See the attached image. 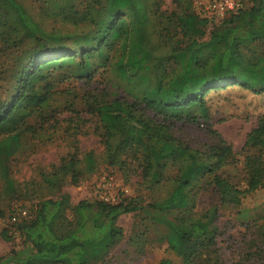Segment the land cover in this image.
I'll return each mask as SVG.
<instances>
[{
  "label": "trees",
  "instance_id": "trees-1",
  "mask_svg": "<svg viewBox=\"0 0 264 264\" xmlns=\"http://www.w3.org/2000/svg\"><path fill=\"white\" fill-rule=\"evenodd\" d=\"M2 1L15 9L18 20L14 26L16 39L20 43L17 52L11 54L12 63L0 69L1 80L4 82L0 85V175L8 190L13 186V181L9 178L13 171L9 157L22 146L21 139L47 130L44 121L51 115L45 116L49 111L45 110L49 103L46 79L51 68L76 66L70 75L75 79L90 81L94 74L92 71H102L108 63L94 64L91 57L105 56L107 59L106 51L115 48L121 51L120 55L116 60L110 61L109 65H112L117 75L126 82L132 81L136 75L144 80L147 77L139 71L148 68L150 50L145 44L146 13L140 0H97V17L86 6L79 19L90 25V30L69 36L73 46H54L52 41L59 42L63 36L39 28L15 0ZM195 3L196 0L193 10L184 12L179 21L191 34H201L199 26H205L208 22L215 24L209 32V40L226 44L221 63L224 68L228 67L227 77L220 80L231 78L235 84L256 93H264V54L249 56L246 53L251 44L264 42V0H245L243 7L228 12L219 19L201 15ZM192 44L173 54L179 70L169 77L154 81L139 97L137 103L144 111L150 110L154 115L168 120H180L183 118L182 114H185L184 118L187 117L191 122L208 121V107L204 95L213 86L205 89L206 82L197 80L196 71L203 64L193 51ZM232 55L255 68L256 76H246V81L240 82L242 78L234 75L230 68ZM124 91H130V88ZM90 98L92 100H87L86 109L101 125V141L109 164L115 163L112 155L118 144L113 142V138L118 135L106 121L108 114L135 124L147 136L159 137L167 143L174 141L168 133L156 131L147 116L140 117L136 114L137 103H127L117 97L110 104H106V101L92 104L94 98L89 96ZM194 109L198 114L192 112ZM33 117H37L39 122H30ZM67 120L85 121L77 110H72ZM203 121L200 122L201 125ZM208 131L216 134L211 128ZM135 144L130 142L121 150L142 149L140 141H135ZM185 149L189 160L178 168L172 178L174 186L163 198L144 203L138 198L130 197L110 203L99 200L92 194L91 199L83 198L72 205L69 204V196L61 193L55 198L41 199L31 206H13L9 211L11 231L9 234L3 232V236L8 240L14 236L19 237L21 244L18 248L11 247L7 253L0 255V264L104 262L111 249L124 238L118 217L125 213L140 216L128 240L141 250L146 245L150 248L156 243L165 245L180 258L182 264H195L201 250H206L209 254L205 264H224L215 249L216 238L220 233L216 223L218 204L195 211L196 194L200 188H211L218 203L236 204L240 194L264 187V120L260 119L246 134L239 150L234 151L232 145L221 138L205 150L198 151L189 146ZM251 149L257 151L253 156L248 153ZM240 154L244 156L246 164L244 187L234 183L226 171L227 166L239 162ZM134 155L146 162L144 169L149 166L147 154ZM94 159L92 151L85 152L82 158L85 166L90 169L94 167ZM78 160L81 159L69 156L67 162L64 159L50 173L41 174L42 181L46 185L52 184L60 170L67 166L73 170ZM158 177L161 178V174ZM77 180L72 172L70 181L75 183ZM200 180L203 183L201 187L197 185ZM20 208H25L27 215L16 216L13 220L12 216ZM239 213H244V210L240 209ZM259 240L264 244V231L259 233ZM155 264H172V261L161 258Z\"/></svg>",
  "mask_w": 264,
  "mask_h": 264
},
{
  "label": "rangeland",
  "instance_id": "rangeland-1",
  "mask_svg": "<svg viewBox=\"0 0 264 264\" xmlns=\"http://www.w3.org/2000/svg\"><path fill=\"white\" fill-rule=\"evenodd\" d=\"M140 1L146 13L144 33L150 58L147 61L148 68L140 70L139 73L145 75L146 79H139L136 75L130 82L122 80L112 69V65H109L110 61L116 60L120 55L121 51L115 48L106 51L107 59L105 56L91 57L94 64L108 63L102 71L94 69L90 81L75 79L70 75L76 66L50 69L46 79L49 86V91L46 92L49 103L45 110L49 111L45 116L51 115L44 121L47 130L36 133L33 137L26 136L21 139L22 146L9 157L13 170L9 176L13 181L11 188L6 190L4 179L0 175V255L7 253L11 247L18 248L21 244L19 237L14 236L8 240L3 236V232L9 234L11 231L9 211L13 206L21 204L31 206L41 199L55 198L61 193L69 196V204L72 205L83 198L91 199L95 182L108 174L115 179L120 200L135 197L145 203L163 198L174 186L172 178L178 168L189 160L185 151L186 146L198 151L205 150L221 138L231 144L236 151L242 147L246 134L260 119L264 120V93H256L235 84L231 78L220 80L227 77L228 67L224 68L221 63L226 44L209 40V32L215 24L208 22L205 26H199L201 34H191L179 21L184 12L193 10L195 0ZM15 2L21 5L39 28L63 36L59 42L52 41L54 46L60 44L73 46L69 36L90 30V25L79 19L86 6L95 17L98 16L96 14L98 7L95 6V3L98 4L97 0H15ZM17 20L15 9L0 0V69L12 63L11 54H15L20 45L16 39L17 32L14 26ZM190 43H193L192 49L203 64L196 71L197 80L206 82L205 89L213 86L204 95L208 107V121L191 122L187 117L184 118L185 114H182L183 118L180 120L173 118L168 120L160 115H154L150 110L144 111L137 103L139 97L153 85L154 81L169 77L179 70V64L174 61L173 54ZM249 48L246 50L249 56L264 54V42L253 43ZM229 64L232 65L230 68L233 69L234 75L242 78L240 82L246 81V76L250 78L256 76V69L237 56L232 55ZM3 83L0 74V85ZM128 88L130 91H124ZM89 96L94 98L92 104L100 101L110 104L117 97L127 103H137L136 114L140 117L147 116L156 131L168 133L174 141L167 143L159 137L147 136L141 133L135 124L108 114L106 121L118 135L117 138L116 135L113 138V142L118 144L112 155L115 163L109 164L101 141V125L86 109L87 100H92ZM72 110L79 111L85 121L67 120ZM192 112L198 114L196 109ZM37 121L39 122L37 117L30 120L35 124ZM55 126L57 127L54 128ZM210 128L216 134H210L208 131ZM135 141L142 143L141 150H121L130 142L136 145ZM88 151H92L95 157L93 169L87 168L82 160ZM256 152L255 149L248 151L252 156ZM134 154H147L149 166L144 169L146 162ZM69 156L81 160L76 161L73 170L70 166L60 170L57 179L46 185L41 174L50 173L64 159L67 162ZM238 161L227 166L226 171L234 183L244 187L243 176L246 172L244 156L240 154ZM72 172L78 178L75 183L70 181ZM159 174L161 178L158 177ZM202 184L200 180L197 185L201 187ZM198 190L195 211L218 204L216 223L220 233L216 238L215 249L223 263L264 264V244L259 240V233L264 231V187L244 195L240 194L239 202L236 204L218 203V198L211 188ZM240 209L244 210V213L238 214ZM139 218L140 216L135 213H125L118 217L124 238L111 249L104 262L98 261L95 264H155L161 258L170 259L172 264H182L180 258L165 245L156 243L152 248L146 245V248L141 250L129 242L131 230ZM208 254L206 250H201L195 264H205Z\"/></svg>",
  "mask_w": 264,
  "mask_h": 264
},
{
  "label": "built area",
  "instance_id": "built-area-1",
  "mask_svg": "<svg viewBox=\"0 0 264 264\" xmlns=\"http://www.w3.org/2000/svg\"><path fill=\"white\" fill-rule=\"evenodd\" d=\"M245 0H198L196 2L199 13L204 16L215 17L217 19L224 17L228 12L235 11L243 7ZM93 187L94 196L104 202L115 203L121 198L116 189V182L111 174H108L95 182ZM27 210L20 208L18 212L12 216L14 220L16 216H26Z\"/></svg>",
  "mask_w": 264,
  "mask_h": 264
}]
</instances>
